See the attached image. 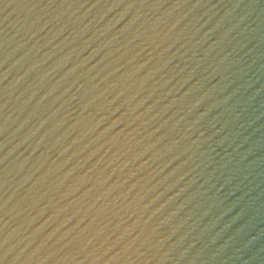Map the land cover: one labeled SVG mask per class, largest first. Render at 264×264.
Masks as SVG:
<instances>
[{"label":"water","instance_id":"1","mask_svg":"<svg viewBox=\"0 0 264 264\" xmlns=\"http://www.w3.org/2000/svg\"><path fill=\"white\" fill-rule=\"evenodd\" d=\"M0 264H264V0H0Z\"/></svg>","mask_w":264,"mask_h":264}]
</instances>
